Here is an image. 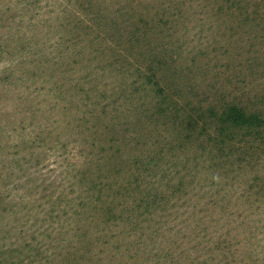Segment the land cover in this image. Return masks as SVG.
Here are the masks:
<instances>
[{
  "label": "rangeland",
  "instance_id": "rangeland-1",
  "mask_svg": "<svg viewBox=\"0 0 264 264\" xmlns=\"http://www.w3.org/2000/svg\"><path fill=\"white\" fill-rule=\"evenodd\" d=\"M262 16L264 0H0V264H264V122L183 120L264 116Z\"/></svg>",
  "mask_w": 264,
  "mask_h": 264
},
{
  "label": "trees",
  "instance_id": "trees-1",
  "mask_svg": "<svg viewBox=\"0 0 264 264\" xmlns=\"http://www.w3.org/2000/svg\"><path fill=\"white\" fill-rule=\"evenodd\" d=\"M157 83L158 82L155 81L154 85H157ZM158 94L156 104L160 106L164 102L166 94L161 88ZM225 103L228 104H225L219 109H215L212 103H210L207 109L199 108L200 110H198V112L195 109H192L191 112H185L187 114L183 118L184 123L191 128L201 129L199 133L203 134V132H206L204 128H207V122L205 123V120L211 119V121L214 122L212 126H214V129L217 130L219 134L228 136L230 133H234L242 136V132L249 133L251 131L252 134H255V128L259 126V122H264V116L258 109L249 111L248 106L245 108L241 103ZM165 107L167 110L175 109L174 111L177 112V114H179L180 110L183 108L181 103L176 104L174 102H169ZM252 125H254L253 128H251Z\"/></svg>",
  "mask_w": 264,
  "mask_h": 264
}]
</instances>
